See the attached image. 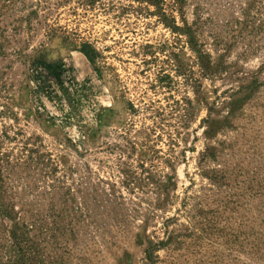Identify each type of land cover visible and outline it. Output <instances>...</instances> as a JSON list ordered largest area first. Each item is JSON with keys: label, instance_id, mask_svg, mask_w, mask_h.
Returning a JSON list of instances; mask_svg holds the SVG:
<instances>
[{"label": "rangeland", "instance_id": "1", "mask_svg": "<svg viewBox=\"0 0 264 264\" xmlns=\"http://www.w3.org/2000/svg\"><path fill=\"white\" fill-rule=\"evenodd\" d=\"M245 3L0 0V208L65 225L33 264H264L230 244L264 205V2Z\"/></svg>", "mask_w": 264, "mask_h": 264}, {"label": "trees", "instance_id": "2", "mask_svg": "<svg viewBox=\"0 0 264 264\" xmlns=\"http://www.w3.org/2000/svg\"><path fill=\"white\" fill-rule=\"evenodd\" d=\"M2 1L13 3V2H16L17 0H2ZM189 1H194V0H172L173 5L176 7L177 10H179V12L184 9V7L188 4ZM247 1L248 0H246V3H245L246 8L241 9V15L244 17L249 16V12L252 10V6L254 5L257 6L264 2V0H252L251 2L249 1L247 2ZM159 4L160 2L156 3V5L158 6ZM203 4L204 6H206L207 4H210V3L204 2L202 3V5ZM261 10L263 11V15H264V3L260 8V11ZM201 11H203V9L199 1L195 2L194 8H193V16L195 20L192 23V26L190 27H188L185 24V28H184L185 31H183L189 38L190 36H193V28L197 27V25H202V19L199 16ZM249 23L252 24V22L238 21L235 23V27L241 26L242 28L243 27L247 28V24L249 25ZM80 52L85 56V58L87 59L89 63H91L92 65L94 64V61H95V51L94 50L90 49L88 45H84L80 49ZM218 172L220 171L218 170L214 171V178L211 179L212 181L218 182L219 180L222 179V176H220ZM256 214H255L256 217H253L250 219L246 218V222L248 225L247 227L248 232L243 231L245 229V225L243 224L238 225V228L233 230V233L230 235L231 237L230 244L231 246H233L232 248L234 250L235 249L244 250L246 248L253 250L254 252L258 254L257 256V259H258L259 256H262V257L264 256V234L256 233L257 231H254V229L250 228V226L257 225V222H259V224L264 227V205H260V209H257ZM17 215H22V214L20 212L19 213L15 212L12 209L10 210L4 207L0 208V220H9L11 222V226L9 230L7 231V238L4 239V243H5L4 255L12 259L13 264H33L35 261V253L34 251H32L33 250L32 246H30V244H32V239L36 238L37 235L38 237L40 236L46 237L48 232L51 234V237H54V234H57V233L64 234L65 225L54 224L53 226L54 229H46L47 224L41 223L40 225H36L33 223H27V222H24V219L21 216L18 217ZM169 222H170L169 219L165 221V224H166L165 233H167L168 231L167 224ZM259 230L261 231L262 228H259ZM172 233H173L172 231L171 232L169 231L167 233L168 237H167L166 243H161V245L166 247L173 240ZM161 245H158V246H161ZM154 248H156V246L150 247L149 250L153 252ZM35 249L37 248L35 247ZM260 252H263V253H260ZM148 257L149 258L151 257L150 253H148Z\"/></svg>", "mask_w": 264, "mask_h": 264}]
</instances>
